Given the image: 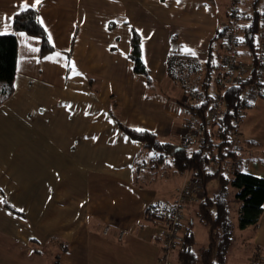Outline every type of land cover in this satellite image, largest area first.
Here are the masks:
<instances>
[{"label": "crops", "instance_id": "crops-1", "mask_svg": "<svg viewBox=\"0 0 264 264\" xmlns=\"http://www.w3.org/2000/svg\"><path fill=\"white\" fill-rule=\"evenodd\" d=\"M252 1L244 0L245 12H250ZM226 4L227 0H0V34L14 33L18 44L14 91L0 106V128L5 124L16 131V140L5 142L10 151L0 152V264H158L162 230L158 222L146 219V211L152 205L166 208L191 172L176 171L169 156L154 166L144 143L124 133L118 123L181 147L190 116L185 104L205 74L210 40L226 23ZM27 8L38 10L54 46L46 56L40 55L37 37L13 29L14 14ZM132 27L140 35L150 80L132 69ZM100 34L107 36L105 43ZM257 40L259 45L264 42V21ZM219 43L213 49L217 65ZM172 55L197 63L190 87L168 75L166 63ZM238 58L251 63L244 46ZM262 68L259 95L242 110L233 144L241 151L244 171L264 177V51ZM23 131L33 133L20 139ZM22 148L27 149L31 174H41L43 185L31 190L40 195L34 196L37 201L16 207L18 189L4 187L2 180L20 176L13 157ZM162 178L174 181L171 193L157 186ZM217 190L215 181L205 188L209 196ZM4 203L22 214L9 211ZM182 213L181 234L192 224L194 250L199 252L209 240L195 201L186 202ZM22 221H27L26 227ZM195 222L206 230L202 249ZM239 230L245 231L240 237L249 245L238 256L241 264H251L256 255L264 264V202L257 224Z\"/></svg>", "mask_w": 264, "mask_h": 264}, {"label": "trees", "instance_id": "trees-1", "mask_svg": "<svg viewBox=\"0 0 264 264\" xmlns=\"http://www.w3.org/2000/svg\"><path fill=\"white\" fill-rule=\"evenodd\" d=\"M258 1L253 0L250 12H246L247 20L241 35V46L246 48L251 60L249 66L247 65L249 75L240 85L221 88L219 98L222 101L223 112L216 123H211L207 116L209 108L215 103L214 93L219 91V87L213 82V77L219 68V62L217 65L213 60V49L220 42L221 54V39L226 26L219 29L210 40L205 74L199 82V88L190 91L189 94L201 92L204 98L199 103L185 104L187 113L195 119L196 127L204 130V141L191 155L180 146L172 147L168 143L161 142L150 131L133 129L118 123V127L124 133L144 143V147L151 152L149 162L154 166L164 162L169 156L176 171L188 170L201 182L204 194L195 203L199 222L207 228L209 242L204 249L196 252L193 225L189 224L182 232L179 244L174 249L179 264H225L235 228L244 229L248 226H255L262 212L264 177L244 171L238 157L241 151L233 144L244 109L240 106L241 98L250 83L258 78L257 64L260 45L257 36L259 25L264 21V13L258 10ZM12 26L15 32H24L40 40L41 56H46L54 50L50 37L40 21L37 9L27 8L15 13ZM261 54L263 55V52ZM17 56L16 35L14 33L0 34V106L13 94ZM128 56L132 61L133 71L150 80V71L146 68L141 56L140 35L133 27ZM166 68L172 79H178L183 86L190 87L194 83L192 73L197 72L198 65L192 59H181L172 55L167 59ZM228 157L232 161L229 164ZM211 181L217 182L218 190L209 196L205 188ZM4 206L15 214H21L7 203H4ZM152 206H149L147 210ZM232 211L236 213V223L232 220Z\"/></svg>", "mask_w": 264, "mask_h": 264}, {"label": "built area", "instance_id": "built-area-1", "mask_svg": "<svg viewBox=\"0 0 264 264\" xmlns=\"http://www.w3.org/2000/svg\"><path fill=\"white\" fill-rule=\"evenodd\" d=\"M264 4V0H261ZM259 3V2H258ZM244 0H232L228 7V21L226 30L221 39V54L219 59V68L213 77L214 84L219 87V91L214 93L215 103L207 112L208 119L211 123H216L222 116L221 88L229 85H240L245 81V74L248 72L246 63L238 59L241 48V35L244 24L247 20L246 12L243 8ZM260 13H264V5L258 6ZM263 23L259 25V29ZM264 42L260 44V53L257 66L258 78L255 82L250 83L241 98V108L249 106L252 101L259 95L262 79V52ZM204 96L201 92H195L190 95V101L199 103ZM186 131L181 142V148L186 150L190 155L197 149L200 143L204 141V130L198 129L195 125L193 116H189L185 123ZM208 127V126H207ZM197 178L184 182L176 192L173 201L166 208L152 206L146 212L147 220H154L161 226L162 239L160 243V256L158 264H174L172 261V252L179 244L181 239V228L183 224V206L186 202L194 200L197 196L201 197L202 187ZM108 232V227H104L103 233ZM123 231L119 232L118 240H121ZM261 257L256 255L251 264H259Z\"/></svg>", "mask_w": 264, "mask_h": 264}, {"label": "rangeland", "instance_id": "rangeland-1", "mask_svg": "<svg viewBox=\"0 0 264 264\" xmlns=\"http://www.w3.org/2000/svg\"><path fill=\"white\" fill-rule=\"evenodd\" d=\"M258 6H263V2L261 0L258 1ZM232 3V0H227V4H226V14H227V19H226V23L228 21V7L229 5ZM225 23V25H226ZM107 36L106 35H103V34H100V41L102 43H105L106 42V39ZM100 57L103 58L102 54H104V52L100 51ZM246 65L249 66L248 62L245 61ZM185 100H187V98L185 97L184 98ZM246 108V107H245ZM12 123V122H10ZM3 128H0V152H3L5 149H6V146H5V142L6 143H9L11 142L12 139H15L16 140V131H13V130H8L9 127L5 126V124H3ZM19 136L20 139H27V137L29 136L28 134H32L33 132L32 131H27V134H26V131H23V132H19ZM31 137V136H30ZM32 138V137H31ZM6 151H10V149H6ZM27 152V149L25 148H22L19 150V152H17V156L15 155L13 157V159L15 160V165L17 166V173L19 172V177L18 178H13L12 176H4V180H2V184L4 185V187H9V188H16L18 189L16 191V194H14V198H16L17 201H13V203H15V206L18 207L19 203L20 202H26L28 204V202L30 201L31 203H33L34 201H37V200H34V196L35 197H38L40 196L38 193L37 195H34L33 191H31L33 188L35 189L36 187L35 186H38L37 184L42 183V177H41V174L36 176L35 174H31L32 173V169L30 168V161L28 160V156H26V153ZM25 155V156H24ZM227 162L228 164L231 161V159H227ZM188 171V170H187ZM186 171V172H187ZM195 177L191 174H189V176L187 178L184 179V181L180 184V186L184 183V182H187L188 180H192L194 179ZM161 180V184H159L157 182V186L160 187L162 189V191L164 192V194L169 190L170 193L173 191L174 189V184L170 178H162L160 179ZM37 182V183H36ZM201 183V182H200ZM213 183L209 184V186H211ZM35 185V186H34ZM179 186V187H180ZM202 187V186H201ZM177 192V190H176ZM176 192L174 193V197L176 196ZM6 194V193H5ZM165 196V195H164ZM201 196H202V192H201ZM31 197V199H30ZM165 198V197H164ZM199 198V196H197L194 200L192 201H197ZM5 211V210H4ZM19 211V210H18ZM20 212V211H19ZM28 213V211H27ZM22 214V213H21ZM19 214V215H21ZM232 218H234V221H235V211H232V214H231ZM27 216V215H26ZM32 217V216H31ZM29 217V218H31ZM32 219V218H31ZM233 220V219H232ZM25 222L27 221H22L23 223V226H25ZM29 222H32V220H29ZM5 224V223H4ZM196 224V242H197V245L199 247L204 248L206 242H207V237H206V230L205 228L202 226V225H199L197 222H195ZM9 229L11 228V226H7ZM37 230V228H36ZM245 234V231L240 232L239 229H236L235 230V233L233 234L232 236V243L228 249V252H227V264H241L242 263V259H240L238 256L242 257L244 255V253L248 250V244L245 246V244L248 242L247 240H243V238H241L240 236L244 235ZM5 241V240H4ZM6 242V241H5ZM5 242L3 244H5ZM16 244H18V242H15ZM17 245V247L22 250L24 248V245L21 243ZM6 245H4V248L3 249H6L5 248ZM37 246V245H36ZM39 247L42 248L44 250V245H43V242H41L39 244ZM13 250H17L16 247H13ZM174 255V251L172 252V261L174 262V264H178L177 261L175 260V256ZM238 257V258H237ZM255 257V256H254Z\"/></svg>", "mask_w": 264, "mask_h": 264}]
</instances>
